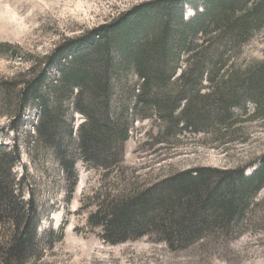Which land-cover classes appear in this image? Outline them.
Returning <instances> with one entry per match:
<instances>
[{
  "label": "trees",
  "instance_id": "obj_1",
  "mask_svg": "<svg viewBox=\"0 0 264 264\" xmlns=\"http://www.w3.org/2000/svg\"><path fill=\"white\" fill-rule=\"evenodd\" d=\"M183 1L137 3L69 49L62 44L45 56L46 69L33 65L23 80L0 82V106L6 114L16 106L10 117L20 120L30 105L38 109L26 137L54 152L72 181L68 201L78 181L69 141L87 168L112 171L137 120L157 123V144L184 133L228 143L246 121L264 128V59L238 62L244 44L264 26V0H202L192 5L190 19L183 17ZM74 113L83 117L75 139ZM14 141L0 147V264H27L46 245L37 234L34 196L24 197L12 172L19 162ZM253 167L246 173L241 166H200L147 187L93 192L88 221L109 244L148 236L176 250L208 236L232 238L243 233L239 226L264 188V153ZM56 233L57 241L62 227Z\"/></svg>",
  "mask_w": 264,
  "mask_h": 264
},
{
  "label": "rangeland",
  "instance_id": "obj_2",
  "mask_svg": "<svg viewBox=\"0 0 264 264\" xmlns=\"http://www.w3.org/2000/svg\"><path fill=\"white\" fill-rule=\"evenodd\" d=\"M142 1L150 0H0V82L23 80L33 65L37 71L46 69L45 56L53 51L56 54L63 45L69 49L93 28L110 23ZM202 3L184 0L183 17L192 18V5ZM263 59L264 26L244 44L238 62ZM48 75L56 77V68L50 67ZM14 108L6 114L8 108L0 106V147H12L14 140L18 141L19 162L12 172L21 182L24 197L34 196L39 215L37 234L46 238L42 256L27 264H264V188L239 226L245 227L242 234L208 236L183 249L172 250L148 236L109 244L101 239L99 227L88 221L95 201L89 199L93 192L147 187L174 172L200 166H241L250 173L264 153L261 121L242 122L236 140L228 143L204 133H184L157 144V123L137 120L125 142L122 163L112 171L87 168L74 141H69L68 157L75 160L78 181L68 201L72 181L61 171L54 152L26 137L34 132L38 109L28 106L18 120L17 115L10 117ZM73 117L75 139L83 117L79 113ZM15 126H20L17 132L12 130ZM60 227L62 238L56 241Z\"/></svg>",
  "mask_w": 264,
  "mask_h": 264
}]
</instances>
